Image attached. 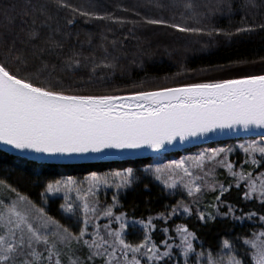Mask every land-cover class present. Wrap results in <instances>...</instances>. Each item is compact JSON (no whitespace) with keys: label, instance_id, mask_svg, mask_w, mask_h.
<instances>
[{"label":"snow or ice","instance_id":"snow-or-ice-1","mask_svg":"<svg viewBox=\"0 0 264 264\" xmlns=\"http://www.w3.org/2000/svg\"><path fill=\"white\" fill-rule=\"evenodd\" d=\"M59 4L71 8L65 0H59ZM80 15L88 13L80 12ZM73 22L67 21L69 25ZM146 22L179 32L203 31L162 19ZM259 27L264 29V24ZM254 30L253 27L239 28L237 33ZM30 38L35 39L36 34L31 33ZM79 63L69 58L68 68L73 64L79 67ZM98 67L111 69L114 65H95L92 71ZM46 68L45 64L43 68L28 71L27 58L15 51V40L0 61V145L26 157L35 154V160L90 154L103 158L140 149L158 151L177 139L203 137L217 129L264 130V74L137 91L130 95H84L69 94L51 81H42ZM257 134L261 137L259 142L253 140L239 145L245 154L239 171L227 158L226 153L231 149L223 148L194 158L193 166L203 175L195 174L183 160L145 169L165 190H181L190 198V202L178 200L170 212L160 213L156 220H163L167 225L176 216L195 214L204 223L215 220L217 215L231 217L233 221L259 225L250 236L225 237L215 250H205L201 245V250L196 251L194 242L198 237L186 224L176 225L175 236L169 235L173 229L165 226L159 229L165 236L161 250L151 236L157 228L154 218L149 217L146 222L129 221L125 213L114 212L121 190L129 188L135 179L132 167L103 174L91 172L81 183L67 177L45 185L41 197L65 192L61 209L65 214L77 216L78 233L48 216L43 205L38 206L0 179V188L7 193L0 196V264H95L98 258L103 264H171L174 260L180 264V258L183 264H264V214L239 209L242 214L236 215V207L222 200L233 184L225 187L216 181L214 168H205L206 162H216L231 175L238 190L243 186L244 201L258 202L264 210V171H259L264 168V131ZM222 154L223 158L218 159ZM244 165L251 166L247 172ZM174 170H181L182 175L172 174ZM166 172L169 174L165 175ZM217 184L219 195L213 205L216 215L206 214L199 207V197L205 188L217 191ZM112 189V204H102L100 192L103 190L106 196ZM72 191L76 198L69 202L67 193ZM193 204L197 205L195 209ZM222 206L227 207L226 212H220ZM102 218L107 223L96 222ZM137 226L143 232L142 241L127 242V229ZM170 240L173 242L169 243ZM82 249H87L85 258L78 254Z\"/></svg>","mask_w":264,"mask_h":264},{"label":"trees","instance_id":"trees-1","mask_svg":"<svg viewBox=\"0 0 264 264\" xmlns=\"http://www.w3.org/2000/svg\"><path fill=\"white\" fill-rule=\"evenodd\" d=\"M167 1L65 0L71 6L69 8L60 7L59 0H0V61L15 40V51L27 58L28 71L43 68L46 64L47 68L40 78L42 81H51L69 94L84 95H126L177 87L208 77L232 79L249 75L254 70L264 72V29L259 27L264 24V0H224L220 7L215 4L216 0H208L203 5L201 3L198 11L192 6L188 7L190 16L179 8L175 11L171 8L159 10L158 7L164 6ZM190 2L194 3L192 0ZM73 8L76 11H72ZM80 12L88 15H80ZM173 13L176 16H171ZM194 15L195 18L192 17ZM69 19L74 21L73 24L67 23ZM150 19H162L203 31L179 32L162 25L148 24L146 21ZM245 27L255 30L237 33V29ZM208 32H212V35H207ZM31 33L36 34L35 39L30 38ZM188 41L194 42L191 46L201 43L207 49L184 45ZM175 49L180 51L179 59L172 54ZM69 58L79 60V67L73 64L72 68H68ZM104 63L114 67H98L95 72L92 71L95 65ZM260 139L223 141L134 161L79 165L36 164L0 152V179L27 195L38 206L43 205L48 216L78 233L80 225L77 216L65 214L61 209V204L65 203V192L41 197L45 185L67 177L81 183L91 172L103 174L132 167L135 179L129 188L121 190L115 214L123 212L129 221L142 219L146 222L149 217L154 218L157 228L151 236L161 250L165 236L159 229L167 226L173 229L169 235L175 236L174 229L178 224H186L196 234V251L201 250V245L205 250H215L223 238L250 236L259 225L251 221H233L231 217L219 215L215 220L204 223L195 214L191 217H173L165 225L163 220L155 218L160 213L170 212L171 206L178 200L190 202V198L181 190H165L163 184L145 169L183 160L195 174L203 175L192 166L194 157L199 153L210 155L214 150L223 148L231 149L226 153L227 158L239 171L245 154L237 149L238 145ZM222 158L223 154L218 159ZM250 167L244 165V171L247 172ZM205 168H214L216 181L222 182L225 187L233 184L222 200L236 207V215L242 214L239 209L264 214L258 202L244 201L243 186L238 190L224 168L216 162H206ZM259 171H264V168ZM172 174L182 175V171L174 170ZM113 191L108 190L106 196L103 190L100 192L102 204H112ZM3 194L7 195L0 188V196ZM67 195L69 202L75 201V191ZM217 195L218 184L217 191L205 188L200 195L199 207L206 214L216 215L217 209L213 205ZM11 198H15L14 194ZM196 206L193 204V209ZM226 211V206L220 208V212ZM96 222L103 225L107 220L102 218ZM142 239L143 232L139 226L127 229V242L138 244ZM175 242L178 243V239ZM86 252L87 249H82L78 254L85 258ZM248 259L251 260L250 255ZM95 264H103L102 259L95 260ZM171 264H175V260ZM180 264H183L182 258Z\"/></svg>","mask_w":264,"mask_h":264},{"label":"water","instance_id":"water-1","mask_svg":"<svg viewBox=\"0 0 264 264\" xmlns=\"http://www.w3.org/2000/svg\"><path fill=\"white\" fill-rule=\"evenodd\" d=\"M259 74H264V72H254V73H250L249 75H259ZM214 80L217 79L211 78L209 80H200L198 82H206V81H214ZM126 95H130V94H126ZM261 131L264 130L246 131L242 128L223 129V130L217 129L215 132L209 133L203 137H189L185 141H179L177 139L176 141H173L171 145H165L163 149H160L158 151H153L152 149H140V150H135L134 152H125L122 154H115L103 158H96L95 154H90L88 157H60L56 159H48L45 161H40L33 159L35 154L26 157L23 154L17 152L16 150L10 149L8 146L5 145H0V152H3L14 158L26 160L36 164H43V165H79V164H96V163H108V162H126V161L152 158L161 155H167V154L176 153L183 150L200 147L207 144L223 142V141L261 138L260 135L257 134L258 132Z\"/></svg>","mask_w":264,"mask_h":264},{"label":"rangeland","instance_id":"rangeland-1","mask_svg":"<svg viewBox=\"0 0 264 264\" xmlns=\"http://www.w3.org/2000/svg\"><path fill=\"white\" fill-rule=\"evenodd\" d=\"M153 1H155V0H153ZM194 3H191L190 2V0H168L167 1V3L166 4H164V6H161V7H158V9L159 10H165V9H167V8H171V10L172 9H174V11L177 9V8H179V9H181V10H185V12L186 13H189V16H190V12H189V8L187 7V3L188 4H192L191 6L192 7H194V9H196V11H198V8L199 7H201L203 4H205L208 0H192ZM223 2H224V0H216L215 1V4L217 5L218 4V7H220V5L221 4H223ZM201 3H202V5H201ZM214 3H212L211 5H213ZM166 7V8H165ZM174 14V13H173ZM171 16H176V14H174V15H171ZM193 18H195V15L194 16H192ZM198 17H201V16H199L198 15ZM194 42H192V41H188V42H186L184 45H186V46H191L192 44H193ZM197 44V43H196ZM196 46H198V47H202V49H207V47H205V46H203V45H201V43H199V44H197V45H195V46H191V48H194V47H196ZM173 56H175V58L176 59H179V55H180V51L179 50H177V49H175L174 51H173ZM254 72H256V70H254L252 73H254ZM211 78H213V77H208V78H203L202 80H209V79H211ZM257 142H259V141H257ZM249 143V142H248ZM244 144H246V143H244ZM240 145V144H239ZM239 145H238V147H237V149H240L239 148ZM217 150V149H216ZM240 150H242V149H240ZM201 153H199V154H197V156H199ZM196 156V157H197ZM195 158V157H194ZM193 165H194V162H193ZM192 165V166H193ZM1 196H4V194L3 195H1ZM89 231H91V229H89ZM87 253V252H86ZM66 259V258H65ZM99 259V258H98ZM98 259H96V260H98Z\"/></svg>","mask_w":264,"mask_h":264}]
</instances>
